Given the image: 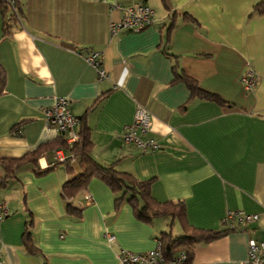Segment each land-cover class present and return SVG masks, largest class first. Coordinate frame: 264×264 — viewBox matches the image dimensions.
I'll return each mask as SVG.
<instances>
[{
  "label": "crops",
  "instance_id": "obj_1",
  "mask_svg": "<svg viewBox=\"0 0 264 264\" xmlns=\"http://www.w3.org/2000/svg\"><path fill=\"white\" fill-rule=\"evenodd\" d=\"M261 1L167 0L166 7L163 0H17L22 16L10 36L0 12V161L59 139L44 110L66 97L76 116L86 115L93 158L151 181L158 202H184L189 225L222 231L229 212L258 215L243 230L198 245L192 263L248 264L250 241L264 242V15L248 18ZM137 4L154 9L155 24L112 37L110 24ZM85 51L104 54L108 79L87 65ZM248 71L257 77L251 93L242 84ZM179 76L227 104L192 95ZM140 105L153 115L148 136L159 152L124 143ZM56 150L7 178L0 163V203L10 211L0 222L3 264H119L122 250L146 253L164 232L184 235L171 217L146 223L126 201L116 207V195L98 179L73 200L81 217L70 215L62 189L71 176L56 165ZM71 165L80 172L78 159ZM31 220L39 255L23 244Z\"/></svg>",
  "mask_w": 264,
  "mask_h": 264
},
{
  "label": "trees",
  "instance_id": "obj_2",
  "mask_svg": "<svg viewBox=\"0 0 264 264\" xmlns=\"http://www.w3.org/2000/svg\"><path fill=\"white\" fill-rule=\"evenodd\" d=\"M163 3L167 7V0H163ZM0 12L3 17V35L4 37L10 36L12 26L21 19V7L17 0H15L14 5H10L6 1L0 0ZM262 15H264V0L254 5L248 18L252 19L256 16ZM180 78L187 83L192 95L215 101L221 105L227 104L218 95L200 89L194 80L182 76ZM5 89L6 72L0 65V95L4 93ZM80 122L81 125L78 131L80 138L73 146H69L66 143L65 138L60 135V138L56 141L41 146L37 151L28 153L22 158L2 159L0 163L6 172V178L11 177L23 165L38 162L39 157L46 152L59 148L67 149L71 156H69L65 162L55 161L56 165L59 163L64 164L68 174L71 176V178L63 185L62 189V196L67 202L68 213L77 216L78 218L81 217L82 211L74 207L73 200L78 194L87 190L94 179H98L108 185L116 195V207H119L124 201H126L132 206L135 216L139 220L146 223H153L158 218L171 217L173 220H178L180 222L185 232L184 235L175 237L172 232L169 231L162 233L158 238L163 243V254L166 260L168 262H173V264H192L195 248L198 245L212 242L231 231H235L230 229L214 231L195 228L189 225L187 221V212L184 202H158L152 196L151 181H141L131 174L119 172L116 169L115 163L102 165L97 162L92 156L94 144L91 139V130L88 126L86 115L80 118ZM20 127H17L18 131L21 130L19 129ZM74 159H78L79 161L80 172L77 174L74 173V168L71 165L72 160ZM6 178L1 181V184L6 181ZM32 227L33 221L31 220L23 235V244L25 250L29 254L39 255L41 254V251L34 243L31 233ZM181 252L185 253L186 259L177 261L176 259Z\"/></svg>",
  "mask_w": 264,
  "mask_h": 264
},
{
  "label": "built area",
  "instance_id": "obj_3",
  "mask_svg": "<svg viewBox=\"0 0 264 264\" xmlns=\"http://www.w3.org/2000/svg\"><path fill=\"white\" fill-rule=\"evenodd\" d=\"M10 5L15 4V0H4ZM119 8V7H115ZM155 24V11L148 5L137 4L124 9V16L119 22L110 24V34L112 37L123 33H138ZM81 56L90 67L94 68L101 80L109 78L103 69L102 61L104 54L97 51L81 52ZM242 84L246 92H253L256 88L257 77L254 72L248 71L242 77ZM45 123L47 127H54L62 135L69 146H73L79 141L80 118L71 110V103L66 97H57L54 106L44 110ZM153 124L152 113L144 106H138L135 119L132 125L127 127L123 140L126 145H132L142 153H156L161 150V145L155 139L149 137ZM22 134V129L17 132ZM57 162H65V157L61 151L54 152ZM92 199L89 197L88 202ZM10 216L7 203H0V222ZM259 219L258 215H247L241 212H229L223 220L224 225L230 230H243L244 226ZM234 221H237L234 222ZM108 243H114L116 237L108 234ZM186 259L184 252H181L177 261ZM248 264H264V242L251 240L248 249ZM119 264H173L168 262L163 254V243L157 240L156 247L146 253H134L122 250L118 255ZM0 264L2 263V253L0 252Z\"/></svg>",
  "mask_w": 264,
  "mask_h": 264
}]
</instances>
